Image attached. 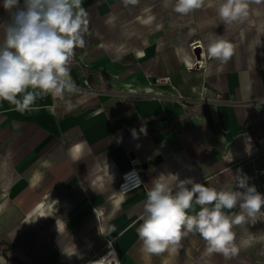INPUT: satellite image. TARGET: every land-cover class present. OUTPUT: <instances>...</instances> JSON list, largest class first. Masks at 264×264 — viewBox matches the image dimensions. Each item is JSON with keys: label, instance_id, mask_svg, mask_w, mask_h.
I'll list each match as a JSON object with an SVG mask.
<instances>
[{"label": "crops", "instance_id": "obj_1", "mask_svg": "<svg viewBox=\"0 0 264 264\" xmlns=\"http://www.w3.org/2000/svg\"><path fill=\"white\" fill-rule=\"evenodd\" d=\"M106 1L82 0L88 31L70 62L77 91L63 98L41 94L23 112L0 100V150L23 173L13 192L23 189L25 202L36 204L18 219L25 232L11 239L9 249L0 243V264H85L104 232L90 222L105 219L114 198L140 194L145 200L161 175L236 190L239 171L249 185H258L264 168L263 96L234 72L213 88L179 99L153 71L129 65L128 54L134 53L112 47L111 37L101 34L100 28L111 27ZM2 3L0 43L9 20ZM97 14L103 17L100 26L93 19ZM132 159L141 162L144 186L121 197L112 187ZM200 207L193 202L189 214Z\"/></svg>", "mask_w": 264, "mask_h": 264}, {"label": "rangeland", "instance_id": "obj_2", "mask_svg": "<svg viewBox=\"0 0 264 264\" xmlns=\"http://www.w3.org/2000/svg\"><path fill=\"white\" fill-rule=\"evenodd\" d=\"M220 2L205 0L200 9L180 15L173 10L175 0H135V3L107 0L112 11L105 13V18L111 20V27L100 28L101 34L111 37L112 47L127 49L137 55V59H133L134 55L128 54L129 65L153 71L156 81L168 82L178 97L213 88L211 84L220 83L226 75L235 72L244 75L249 90L264 98V0L258 3L249 0L247 17L231 24H225L218 16ZM102 18L98 14L93 18L97 26ZM213 39H223L233 45V55L227 63L208 55V44ZM2 150L0 243L9 249L13 245L11 239L15 240L25 232L18 219L32 212L36 204L25 202L23 189L13 192L23 173L13 170L10 157ZM260 175L256 189L264 194V168ZM116 190L115 185L112 192L116 193ZM145 200L140 194L114 198L106 218L90 222L97 233L104 229L94 244L90 259L97 253L101 255L116 248L122 264H264V218L233 228L240 251L228 259L219 253H207L205 241L195 232L182 238L174 250L145 253L137 231L143 222ZM51 206L55 216L58 205ZM239 211L238 207L234 208L229 215ZM37 228L40 230L39 226ZM29 233L34 235L35 232Z\"/></svg>", "mask_w": 264, "mask_h": 264}, {"label": "clouds", "instance_id": "obj_3", "mask_svg": "<svg viewBox=\"0 0 264 264\" xmlns=\"http://www.w3.org/2000/svg\"><path fill=\"white\" fill-rule=\"evenodd\" d=\"M204 3L175 0L173 10L187 15ZM248 3L221 0L218 16L225 24L240 21L248 15ZM81 4L82 0H3L9 20L0 43V100L9 101L23 112L41 94L63 98L65 92L77 91L70 76V62L75 49L85 46L84 34L88 31L87 13ZM207 51L210 57L227 63L233 45L213 39ZM235 189L217 190L191 177L180 179L178 174L159 176L147 191L143 222L137 230L142 250L148 254L174 250L182 238L195 232L205 241L207 253H219L226 259L236 256L240 247L233 228L264 218V194L249 185L248 177L239 171ZM193 202L201 206L194 215L189 214ZM237 207L239 213L229 215Z\"/></svg>", "mask_w": 264, "mask_h": 264}, {"label": "built area", "instance_id": "obj_4", "mask_svg": "<svg viewBox=\"0 0 264 264\" xmlns=\"http://www.w3.org/2000/svg\"><path fill=\"white\" fill-rule=\"evenodd\" d=\"M85 85L90 87L88 81L85 80ZM179 99L188 100L187 97L179 96ZM141 162L137 159H132L131 167L126 172L122 173L117 185L118 194L121 197H125L144 186V178L141 172ZM101 258H104L101 260ZM117 257L112 254L110 248L104 254H96L92 259L87 261L85 264H117Z\"/></svg>", "mask_w": 264, "mask_h": 264}, {"label": "bare ground", "instance_id": "obj_5", "mask_svg": "<svg viewBox=\"0 0 264 264\" xmlns=\"http://www.w3.org/2000/svg\"><path fill=\"white\" fill-rule=\"evenodd\" d=\"M198 62H199V61H198ZM201 67H202V66H201ZM42 215H44V214H42ZM39 216H41V214H39ZM112 254L115 255V257H117L116 260H118V264H120V261H119V258H118V255H117V252H116V250H115L114 248L112 249Z\"/></svg>", "mask_w": 264, "mask_h": 264}]
</instances>
